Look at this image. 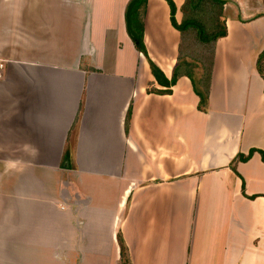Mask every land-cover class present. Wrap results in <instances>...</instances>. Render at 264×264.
<instances>
[{
	"label": "crops",
	"instance_id": "obj_1",
	"mask_svg": "<svg viewBox=\"0 0 264 264\" xmlns=\"http://www.w3.org/2000/svg\"><path fill=\"white\" fill-rule=\"evenodd\" d=\"M129 1L0 0V264L74 243L120 264L119 233L131 264H264V0H227L204 107L189 77L157 81ZM144 42L171 80L167 0H148Z\"/></svg>",
	"mask_w": 264,
	"mask_h": 264
},
{
	"label": "trees",
	"instance_id": "obj_2",
	"mask_svg": "<svg viewBox=\"0 0 264 264\" xmlns=\"http://www.w3.org/2000/svg\"><path fill=\"white\" fill-rule=\"evenodd\" d=\"M148 0H130L125 13L127 32L134 42L136 49L147 57L151 71L160 84L173 86L181 76L189 77L194 84L196 92L201 97V105L207 104L216 43L228 34L226 25L225 6L227 0H185L181 7L183 17L180 23L176 19L177 6L173 0H167L171 8V21L173 26L181 33L178 62L173 69L171 80H167L163 71L151 60L147 54L144 42V16ZM196 42L197 45L192 43ZM202 51L199 55L193 54L195 47ZM258 69L264 78V51L258 59ZM151 91L150 89L148 90ZM159 92V91H158ZM162 92V91H160ZM168 92V91H164ZM132 106L126 117V131L129 132ZM249 155H239L236 160L247 161ZM264 160V151H261ZM234 169H236L234 167ZM120 264H131L129 251L123 236L119 233Z\"/></svg>",
	"mask_w": 264,
	"mask_h": 264
},
{
	"label": "rangeland",
	"instance_id": "obj_3",
	"mask_svg": "<svg viewBox=\"0 0 264 264\" xmlns=\"http://www.w3.org/2000/svg\"><path fill=\"white\" fill-rule=\"evenodd\" d=\"M194 46L198 44H196V42L192 43ZM195 47L192 49L193 54L195 55H199L202 51H200L198 48L199 47ZM202 54V53H201ZM80 247L81 245H76V243H74V250L76 249L78 251V253H75L73 250H70L68 252H66L67 255H63L60 256L59 259V264H82V261L84 264H103V259H99L98 257H94L92 255H87V254H80ZM66 250V249H64Z\"/></svg>",
	"mask_w": 264,
	"mask_h": 264
}]
</instances>
